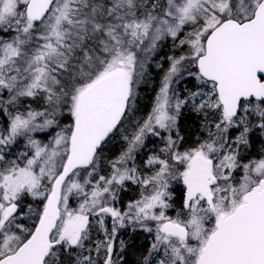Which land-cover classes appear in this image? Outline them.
I'll use <instances>...</instances> for the list:
<instances>
[{
	"label": "snow or ice",
	"instance_id": "6c2138e0",
	"mask_svg": "<svg viewBox=\"0 0 264 264\" xmlns=\"http://www.w3.org/2000/svg\"><path fill=\"white\" fill-rule=\"evenodd\" d=\"M185 109L205 133L189 146ZM128 227L152 236L140 264H264V0H0V264H126Z\"/></svg>",
	"mask_w": 264,
	"mask_h": 264
},
{
	"label": "trees",
	"instance_id": "16d2710c",
	"mask_svg": "<svg viewBox=\"0 0 264 264\" xmlns=\"http://www.w3.org/2000/svg\"><path fill=\"white\" fill-rule=\"evenodd\" d=\"M179 53L173 52L172 49V41L171 39H167L162 42L160 48L154 54L153 58L150 61V65L153 67V62L157 61L160 63L161 67L158 68L156 71H152L156 75V80L154 85L159 84V79L163 75L164 71L168 68L167 57L170 55ZM149 67L151 69L152 67ZM149 95V94H148ZM149 98L147 96L146 101L140 105V109L142 112L146 111L150 105L148 101ZM200 116L195 113L189 112L184 113L180 118V133L184 137V145L191 141V138L195 135V133L201 131L200 127ZM254 137V144L252 148V154H255L256 151L259 150L260 141L256 137V134H253ZM124 147L123 142L120 139L114 140V144L111 147V150L108 152V158H113L119 154L121 148ZM140 166L143 168L142 160L139 162ZM136 191L135 185L129 183L126 185V190L121 192L119 203L117 204L118 207L125 208L130 200L135 199ZM30 199V198H29ZM96 239V236L93 237ZM124 240L130 246L127 248L125 252V261L126 264H140L142 260V254L147 253V249L149 244H151L152 236H150L147 232L143 231L142 229H136L135 232L130 231V228H127L124 231L118 233L117 240H116V247L119 245V241Z\"/></svg>",
	"mask_w": 264,
	"mask_h": 264
},
{
	"label": "rangeland",
	"instance_id": "374dc122",
	"mask_svg": "<svg viewBox=\"0 0 264 264\" xmlns=\"http://www.w3.org/2000/svg\"><path fill=\"white\" fill-rule=\"evenodd\" d=\"M157 63H158L157 61H154V62H153V67L150 65L152 68H151V69H148V74H147V76L145 77L144 82H142V83L140 84L139 88H138L139 97H140V105L143 104V103L146 101L147 96H148V98H149L148 101L150 102V105H149V107H148V109H147L146 111L142 112V111L140 110L139 112L135 113L133 118L144 117V116L147 115L148 111H150V109H151V103H152V100H153V98L155 97L156 92H157V90H158V88H159V84H158V85H154V82H155V80H156V79H155V78H156V75L152 72V71H156V70H158V68L156 67V64H157ZM166 70H167V69H166ZM166 70H165V71H166ZM163 74H164V73H163ZM162 76H163V75H162ZM162 76H161V77H162ZM159 81H160V79H159ZM195 83H196V82H195L194 79L189 78V77H187V76L185 75V77H184V79L182 80V82H180V83H178L177 85H175V87L177 88L178 91H181V92H184L186 89L195 90V88H194ZM148 94H149V95H148ZM22 103H23L24 105H27V104H29V103H32L33 107H37L38 104H39L38 101H37V102H33V101L31 100V98H24V99H22ZM189 112H191L190 109H185L184 112H183V114H184V113H189ZM192 113H193V112H192ZM183 114H182V115H183ZM200 120H201V118H200ZM64 122L66 123L67 120H65ZM178 126H179V132H180V119L178 120ZM53 134H54V130H52V131H50V132L48 133V135H53ZM180 135H181V133H180ZM203 135H205V133H203V132H202V129H201V131L195 133V135L191 138V141L188 142V143H187L186 145H184V146H189V145H191V144L194 143L198 138H202ZM181 136H182V135H181ZM39 138H41V139L44 140L45 142L47 141V136L44 135L43 133L40 134ZM149 143H151V145H150V149H149V151H147V150H148ZM161 147H163V142H162L160 139L158 140V139L155 138V137L150 138V139H149V142L147 143V146H146V147L143 149V151H141V153L139 154V157H138V159H137V164L140 165L139 162H140L141 160L143 161V160H146V159H147V155L151 154V152H150L151 149L155 148L156 150H159V148H161ZM23 148H24V140H23L22 138H19L17 144H16V145H13V146L11 147L10 151H11L13 154H15L16 152L22 150ZM122 148H123V147H122ZM122 148H121V150H122ZM113 158H114V157H113ZM102 174H103V173H102ZM179 186H180V185H179L177 182H173V184H172V187L175 188L176 191L179 190V189H177ZM135 191H136V197H135V199H138V198H139V191H140V189H139L136 185H135ZM135 199H133V200H135ZM180 204H181V201H180V200H177V201L175 202L174 207L168 210V215H170V216H175V215L177 214V209L180 207ZM75 205H76V200H75V198H73L71 206L75 207ZM125 208H126V206H125ZM107 225H108L109 228H111V219H110V218L107 219ZM128 228H130V231H133V229H132L131 227H128ZM126 229H127V228H125V229H121L120 231H124V230H126ZM138 229H139V228H138ZM100 235H101V237H102V234H100ZM102 238H103V237H102ZM149 246H150V244H149ZM116 252H117V253L120 252V247H119V245H118V247H116ZM117 258H118V257H117Z\"/></svg>",
	"mask_w": 264,
	"mask_h": 264
},
{
	"label": "flooded vegetation",
	"instance_id": "af4514ba",
	"mask_svg": "<svg viewBox=\"0 0 264 264\" xmlns=\"http://www.w3.org/2000/svg\"><path fill=\"white\" fill-rule=\"evenodd\" d=\"M158 140H159V138H157ZM150 145H151V143H149V146H148V150L147 151H149V149H150ZM143 164V163H142ZM177 189H179L178 191H176V194H177V196H180L181 195V189H182V185H180ZM179 200V199H178ZM117 206V205H116ZM118 207V206H117ZM110 229V228H109ZM121 232V231H120ZM95 236H96V238L97 237H99V238H101L102 239V237H101V235L99 234V233H97V234H95Z\"/></svg>",
	"mask_w": 264,
	"mask_h": 264
}]
</instances>
